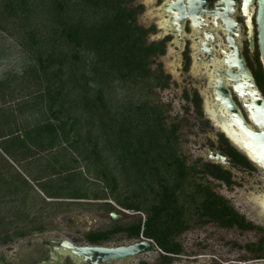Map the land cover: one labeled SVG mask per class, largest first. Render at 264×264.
<instances>
[{"label":"trees","instance_id":"16d2710c","mask_svg":"<svg viewBox=\"0 0 264 264\" xmlns=\"http://www.w3.org/2000/svg\"><path fill=\"white\" fill-rule=\"evenodd\" d=\"M135 1H0V32L23 50L27 94L0 109V245L44 228L23 208L31 182L10 175L3 155L20 162L31 148L58 150L36 175L25 168L46 197L144 213L131 226L160 247L173 242L164 229H177L183 213L209 210L211 189L183 151V122L169 120L159 96L170 76L153 68L162 51L148 43ZM17 78L6 76L0 88L11 94ZM18 196L19 207L3 213Z\"/></svg>","mask_w":264,"mask_h":264},{"label":"flooded vegetation","instance_id":"af4514ba","mask_svg":"<svg viewBox=\"0 0 264 264\" xmlns=\"http://www.w3.org/2000/svg\"><path fill=\"white\" fill-rule=\"evenodd\" d=\"M234 1L237 6L229 18L223 15L222 0H199L193 7L189 0L134 2L140 7L139 24L148 30V43H157L162 51L153 68L171 71L160 61L170 53L181 78L183 139L190 137L192 161L211 189L209 210L185 212L177 229L167 226L165 235L173 242L163 248L143 233L138 236L131 226L138 219L131 220L120 207L109 211L101 201L96 205L99 218L87 212L60 214L63 226L26 229V234L0 245V264H264V150L259 162L254 161L239 144L246 138L235 121L241 114L249 127L264 133V111L256 109L264 110L258 3L245 9L243 0ZM166 74L172 85V75ZM143 240L152 241L155 250L100 262L75 259L61 248L65 242L117 248ZM232 251L240 254L233 256Z\"/></svg>","mask_w":264,"mask_h":264},{"label":"rangeland","instance_id":"374dc122","mask_svg":"<svg viewBox=\"0 0 264 264\" xmlns=\"http://www.w3.org/2000/svg\"><path fill=\"white\" fill-rule=\"evenodd\" d=\"M1 1V0H0ZM23 50L20 48V44L11 36L10 33H3L0 32V80H5L7 76V80H9L13 75H18L20 78L16 79V82L11 85L13 92L9 94L8 88H0V109H5L6 107L15 108L17 105H21L25 103V98L27 96L26 92L23 91L20 87H22V83H24L23 78H21V68H22V60H23ZM167 55V54H166ZM160 59L161 62L165 61V57ZM155 66V65H154ZM166 73H170L173 77L174 83L170 85L168 88L160 91L159 96L162 102H165L170 105V118L169 120H179V114H181V107H180V100H181V78L178 74H174L168 71ZM176 79V81H175ZM9 87V86H8ZM8 91V92H7ZM7 109V108H6ZM27 120V118L25 117ZM186 133L184 130L182 132V137L185 138ZM190 138V137H188ZM183 139L182 147L183 151L189 157L190 161L194 159V152H193V143ZM0 141H5L4 139H0ZM28 150L25 155H19L17 159H20V162L16 161L15 158L10 156L9 154L3 153L6 160L12 164L9 166V170L11 174L15 172L21 173L31 182V188L27 191V203L23 205L24 210L26 209L27 214L33 217H38L42 220V225L44 228L50 229L54 227L63 226V223L59 219V215L61 214H72V213H91L89 217H96L99 218L97 215L98 208L96 205H99L101 201H94V200H53L45 196L44 192L39 188L38 183L32 175H36L41 169H44V165L47 161L51 160L53 154L57 155L58 150L52 152H42L38 149ZM1 153V151H0ZM59 155V154H58ZM29 167V172L25 169ZM9 173V172H8ZM21 196H18L16 199H11L13 201V205L7 204L2 208V212L6 213L9 211L11 207L13 209L19 207V202ZM50 201V202H49ZM18 203V204H17ZM131 215V220H144L145 214L134 212L129 210ZM12 214H14L11 211ZM7 214V213H6ZM58 214V217L56 216ZM92 215V216H91ZM28 222V221H27ZM26 222V224H28ZM28 226V225H27ZM231 254L233 256L239 255L240 253H236L232 251ZM248 258V255H247ZM250 258V256H249Z\"/></svg>","mask_w":264,"mask_h":264},{"label":"water","instance_id":"95a60500","mask_svg":"<svg viewBox=\"0 0 264 264\" xmlns=\"http://www.w3.org/2000/svg\"><path fill=\"white\" fill-rule=\"evenodd\" d=\"M225 5V11L223 13L226 18L228 17V12H234L237 6V2L234 0H222ZM255 1L258 3V12H257V24H258V37H259V45L261 50V58L264 65V0H243V8H247L250 4H253ZM196 2L199 0H189L190 7H193ZM202 4H206L203 2ZM184 9V5L181 6ZM233 10H232V8ZM230 20V19H229ZM232 23L236 24V21L230 20ZM240 64L244 67V71H247L249 74V70L245 66V62L243 58L239 57ZM173 59L170 56V53H167L164 61V66L167 70L171 69V73L178 74L177 71H174L173 67ZM228 99V102L226 101ZM226 103H229L230 98H224ZM232 103V104H231ZM231 107H235L234 103L230 100ZM257 111L263 112V107H256ZM235 121L240 128V132L246 138L243 142H240V146L248 150L249 154L253 158L254 161L259 162V157L264 150V133H259L253 130L249 125L245 122L243 116L241 114H236ZM240 135V133H239ZM111 216L115 219L117 218V213L112 212ZM61 248H66L73 253L75 259L80 260H92L96 259L98 262L107 261V260H117L124 259L130 256H134L143 252L155 250V245L150 240H143L134 245L130 246H122L117 248H101V247H78L69 242H65Z\"/></svg>","mask_w":264,"mask_h":264},{"label":"built area","instance_id":"2783aa9c","mask_svg":"<svg viewBox=\"0 0 264 264\" xmlns=\"http://www.w3.org/2000/svg\"><path fill=\"white\" fill-rule=\"evenodd\" d=\"M113 204H114V203H113ZM114 206H116V205L114 204ZM116 207L119 208L118 206H116ZM122 211H123V212H126V213H128V214H131V213L129 212V210H123V209H122Z\"/></svg>","mask_w":264,"mask_h":264}]
</instances>
